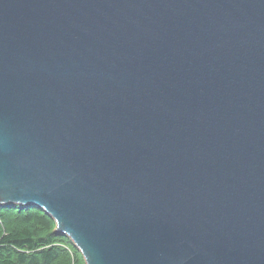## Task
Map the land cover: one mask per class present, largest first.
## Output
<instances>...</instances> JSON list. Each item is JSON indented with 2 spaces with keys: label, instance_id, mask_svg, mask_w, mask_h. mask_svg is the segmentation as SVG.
<instances>
[{
  "label": "water",
  "instance_id": "1",
  "mask_svg": "<svg viewBox=\"0 0 264 264\" xmlns=\"http://www.w3.org/2000/svg\"><path fill=\"white\" fill-rule=\"evenodd\" d=\"M0 204L87 264H264V0H0Z\"/></svg>",
  "mask_w": 264,
  "mask_h": 264
},
{
  "label": "trees",
  "instance_id": "2",
  "mask_svg": "<svg viewBox=\"0 0 264 264\" xmlns=\"http://www.w3.org/2000/svg\"><path fill=\"white\" fill-rule=\"evenodd\" d=\"M71 239L34 205L0 204V264H61L71 256Z\"/></svg>",
  "mask_w": 264,
  "mask_h": 264
},
{
  "label": "rangeland",
  "instance_id": "3",
  "mask_svg": "<svg viewBox=\"0 0 264 264\" xmlns=\"http://www.w3.org/2000/svg\"><path fill=\"white\" fill-rule=\"evenodd\" d=\"M71 245H69V250L71 251V256L72 253H76L78 258H72L71 261H68L67 259L64 260L61 264H87L83 254L78 250V248L73 244V242H70Z\"/></svg>",
  "mask_w": 264,
  "mask_h": 264
}]
</instances>
